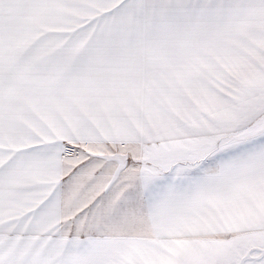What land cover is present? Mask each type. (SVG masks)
<instances>
[{"label": "snow or ice", "instance_id": "6c2138e0", "mask_svg": "<svg viewBox=\"0 0 264 264\" xmlns=\"http://www.w3.org/2000/svg\"><path fill=\"white\" fill-rule=\"evenodd\" d=\"M0 264H264V0H0Z\"/></svg>", "mask_w": 264, "mask_h": 264}]
</instances>
